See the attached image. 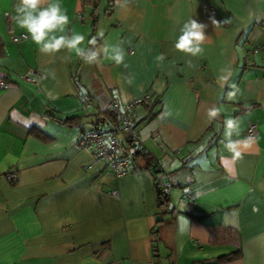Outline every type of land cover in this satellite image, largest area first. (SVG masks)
<instances>
[{"label":"crops","instance_id":"0c3cea01","mask_svg":"<svg viewBox=\"0 0 264 264\" xmlns=\"http://www.w3.org/2000/svg\"><path fill=\"white\" fill-rule=\"evenodd\" d=\"M17 3L0 0V81L10 84L0 87V264H207L237 249L242 256L223 264H264V0H61L83 46L93 37L97 48L120 44L127 67L40 54L13 19ZM8 17L25 39L12 40ZM191 17L206 25L198 58L174 49ZM226 63L236 101L215 83ZM28 69L43 75L38 84L22 80ZM146 94L158 100L135 108V130L157 166L138 158L139 173L117 178L76 146V125L90 127L111 97ZM212 106L225 112L209 122ZM226 115L243 117L241 138L257 127L240 159L221 143ZM155 179L167 183L172 209L157 206Z\"/></svg>","mask_w":264,"mask_h":264},{"label":"clouds","instance_id":"9594fccd","mask_svg":"<svg viewBox=\"0 0 264 264\" xmlns=\"http://www.w3.org/2000/svg\"><path fill=\"white\" fill-rule=\"evenodd\" d=\"M15 15L13 19L16 25L27 33L31 41L37 46L40 54L45 56H55L66 50L68 56L62 57L65 61L70 59L71 54H75L87 65H98L103 60L114 62L117 66L125 64V51L120 44H108L105 42L101 47H95L96 37L88 40L89 45L93 47H84L86 37L84 34L69 28L70 19L67 11L63 8L61 0H18L14 8ZM213 24L219 22L213 20ZM206 25L199 23L194 18H189L179 27V34L174 39V49L186 56L198 58L204 54L203 45L208 37L205 34ZM98 37H103V30L98 31ZM163 53L157 56L158 61H163ZM191 66L192 61H188ZM51 77L55 79V74L51 70L45 71V79ZM233 69L230 63H226L218 71L215 78L216 85L224 90L226 87L230 90L226 93L228 101L238 99V91L235 83H231ZM129 83H131V74H129ZM41 93L49 100L58 99V94L46 86H42ZM127 102V98H124ZM225 110L219 106H212L207 109L206 117L209 122L219 120ZM168 115H171L169 112ZM243 117L226 115L222 122L221 143L225 151L231 154L233 160L242 158L244 152L250 149L254 143L251 135L242 137ZM258 187L264 190V182ZM258 211V208H253Z\"/></svg>","mask_w":264,"mask_h":264},{"label":"built area","instance_id":"2783aa9c","mask_svg":"<svg viewBox=\"0 0 264 264\" xmlns=\"http://www.w3.org/2000/svg\"><path fill=\"white\" fill-rule=\"evenodd\" d=\"M214 13L211 9L209 14ZM8 32L14 42L25 39L26 34H15L11 28L10 18H7ZM22 80L38 84L43 75L35 69H28L21 75ZM74 79H76L74 77ZM10 84L0 81L1 88H7ZM80 101L86 109L91 105V99L86 95H80ZM150 95L146 94L141 98L128 102H121L115 97H111L108 104V114H104L90 127L86 128L82 124L76 125L78 138L76 146L87 149L96 161H101L110 166L114 175L119 178L127 174H136L140 171V166L133 157V148L139 146V137L135 130V108L148 104ZM257 132L255 124H251L247 129V134L254 136ZM5 177L9 181H14L16 176L13 172H8ZM111 194L117 196V190H112Z\"/></svg>","mask_w":264,"mask_h":264},{"label":"trees","instance_id":"16d2710c","mask_svg":"<svg viewBox=\"0 0 264 264\" xmlns=\"http://www.w3.org/2000/svg\"><path fill=\"white\" fill-rule=\"evenodd\" d=\"M157 100H158V98L152 99L151 96H150V101L148 102V104L143 105V106L152 107L154 104L157 103ZM104 114H108L109 115L108 108H107V110H105ZM75 117L76 116L67 117V118L64 119V122L65 123L71 122V121H73V119H75ZM102 117H98L97 116L96 119H94L92 125L95 122H97L98 119H101ZM133 157H134V159L136 161L138 160V158H142L143 160H145L146 169H149V171L152 172V170L154 169L153 163H154L155 160H153V158L149 157L144 151L139 149V146H135L133 148ZM9 182L13 183V181H9ZM155 183H157V185L159 186V190H157V206L158 207L172 209V208H170V205H169L170 198H169V192H168L167 183L164 182V180H162V179H155ZM222 238L224 239V237H222ZM241 256H242V253H241L240 249H237L234 252H231L229 254H224V255L215 257L213 259L205 260V262L207 264H223V263H227V262L239 259Z\"/></svg>","mask_w":264,"mask_h":264},{"label":"water","instance_id":"95a60500","mask_svg":"<svg viewBox=\"0 0 264 264\" xmlns=\"http://www.w3.org/2000/svg\"><path fill=\"white\" fill-rule=\"evenodd\" d=\"M156 166H157V162H154L153 167H156ZM159 172H160V169L154 170V173H159ZM155 187H156V190H159V186L157 185V183H155Z\"/></svg>","mask_w":264,"mask_h":264}]
</instances>
